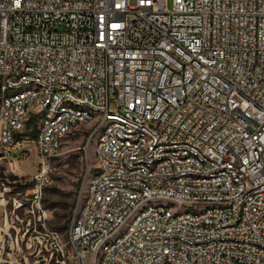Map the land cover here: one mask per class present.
<instances>
[{"label":"built area","instance_id":"2783aa9c","mask_svg":"<svg viewBox=\"0 0 264 264\" xmlns=\"http://www.w3.org/2000/svg\"><path fill=\"white\" fill-rule=\"evenodd\" d=\"M0 81V147L43 157L30 225L95 123L76 264H264V0H0Z\"/></svg>","mask_w":264,"mask_h":264},{"label":"rangeland","instance_id":"374dc122","mask_svg":"<svg viewBox=\"0 0 264 264\" xmlns=\"http://www.w3.org/2000/svg\"><path fill=\"white\" fill-rule=\"evenodd\" d=\"M172 6V0H168ZM1 83V81H0ZM32 120V119H31ZM31 120L29 124L31 123ZM38 122L40 117L36 119ZM95 123H80L63 140L58 154L50 159L52 181L46 188L45 206L48 212L47 227L30 225L31 214L26 200L30 185L25 180L42 167L43 157L33 140H23L15 148L5 151L0 147V264H76L74 248L69 239V227L80 192L89 183L96 169L95 134L89 143ZM37 130L29 133L34 139ZM19 200L23 206L18 207ZM57 245L51 249V242ZM91 256L85 264H92Z\"/></svg>","mask_w":264,"mask_h":264},{"label":"trees","instance_id":"16d2710c","mask_svg":"<svg viewBox=\"0 0 264 264\" xmlns=\"http://www.w3.org/2000/svg\"><path fill=\"white\" fill-rule=\"evenodd\" d=\"M38 118V117H37ZM36 117H33L32 120H31V123L30 125H33V129H35V131L37 130L38 131V127H37V124H36Z\"/></svg>","mask_w":264,"mask_h":264}]
</instances>
